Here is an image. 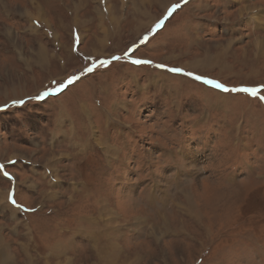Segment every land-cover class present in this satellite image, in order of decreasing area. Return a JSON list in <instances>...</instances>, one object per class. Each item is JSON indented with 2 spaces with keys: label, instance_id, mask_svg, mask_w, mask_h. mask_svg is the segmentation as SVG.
<instances>
[{
  "label": "rangeland",
  "instance_id": "1",
  "mask_svg": "<svg viewBox=\"0 0 264 264\" xmlns=\"http://www.w3.org/2000/svg\"><path fill=\"white\" fill-rule=\"evenodd\" d=\"M0 264H264V0H0Z\"/></svg>",
  "mask_w": 264,
  "mask_h": 264
},
{
  "label": "snow or ice",
  "instance_id": "2",
  "mask_svg": "<svg viewBox=\"0 0 264 264\" xmlns=\"http://www.w3.org/2000/svg\"><path fill=\"white\" fill-rule=\"evenodd\" d=\"M135 63H148V62H145V61H135ZM172 71H180L179 69H172ZM199 79V77H198ZM208 83H214L213 81H207ZM216 87H223L222 85H219V84H216ZM225 91H228L227 88H224ZM245 91H250L252 95H256V90H248V89H245Z\"/></svg>",
  "mask_w": 264,
  "mask_h": 264
},
{
  "label": "bare ground",
  "instance_id": "3",
  "mask_svg": "<svg viewBox=\"0 0 264 264\" xmlns=\"http://www.w3.org/2000/svg\"><path fill=\"white\" fill-rule=\"evenodd\" d=\"M41 54V53H40Z\"/></svg>",
  "mask_w": 264,
  "mask_h": 264
}]
</instances>
